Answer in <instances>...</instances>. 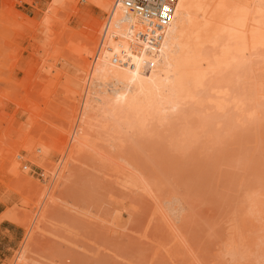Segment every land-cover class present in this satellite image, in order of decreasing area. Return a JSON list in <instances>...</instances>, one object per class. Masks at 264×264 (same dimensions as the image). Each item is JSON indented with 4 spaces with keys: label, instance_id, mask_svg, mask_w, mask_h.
<instances>
[{
    "label": "rangeland",
    "instance_id": "1",
    "mask_svg": "<svg viewBox=\"0 0 264 264\" xmlns=\"http://www.w3.org/2000/svg\"><path fill=\"white\" fill-rule=\"evenodd\" d=\"M50 1L39 0L37 8L21 4L29 8L27 14L31 19L41 21ZM94 1L93 6L85 0L75 1L77 8L73 12L68 9L72 6L70 2L66 9L68 12L58 14V19L65 18L67 14L70 16L63 38L70 33L73 42L68 38L64 42L62 38V47L50 44L54 35L44 34L45 31L39 29L42 40H38L40 35L36 40L26 36L23 48L27 49L23 56L28 57L32 53L28 46L35 43L36 47L39 46L36 50L39 57L35 55L37 60L44 53L42 47L52 52L55 48L71 44L78 49L77 53L87 51L90 42L88 39L86 42L85 37L93 36L95 20L102 18L101 7L96 6V2L102 0ZM16 9L23 11L22 7ZM70 31H73V36ZM37 40L41 43L38 44ZM45 42H48L47 47L50 45L48 48ZM62 66H69L67 75L78 77L79 72L72 68L71 60L69 64L58 62L55 69H62ZM52 74L48 73L44 78L51 79ZM35 80L39 82L40 78ZM46 87L47 99H62V95L49 91V85ZM12 112L11 109L8 114ZM19 114L17 117L22 126L41 132L35 135L30 130L35 138L45 133L43 130L51 131L48 129L51 125L53 128L57 126L56 118L49 117L51 123L56 121V126L47 125L48 120L43 122L48 128L42 126V129L39 121L37 126L42 131L35 124L32 129V124L25 126L27 116ZM90 115L93 126L87 128V143L90 145L85 150L88 151L79 152L77 161L69 164L55 192L57 202L49 206H44L43 202L41 209L38 206L41 195L28 179L31 175L34 183L36 180L42 184L43 174L52 167L44 162L52 146L49 137L40 145L31 143L32 151L29 153L18 149L21 142L18 133L3 142L6 146L2 147L6 150L3 153L1 148L0 152V165L3 164L4 168L0 171V210L13 214L20 224L0 221L5 222L2 227L9 230L0 228V264H12L16 256L24 264H264V122L258 120L253 126L248 125L249 128L237 126L238 130L234 128V131L231 128L232 133L219 129L218 139L216 134H211L213 129L218 130L217 127L209 128L211 131H199L197 119L193 118L195 121L192 122L190 118L182 120L184 117L181 115H170L154 124L151 134H139L142 136L139 138L134 134L137 137L131 139L133 135L117 137L112 133L113 128L109 122H104L107 118L100 108L92 110ZM185 121L187 125H184ZM188 122L191 125L197 122V133L190 127L195 135L201 134L192 139V144L190 141L188 146H179L176 140L182 136V126L185 129L189 127ZM19 124H16L17 128ZM106 127L112 136L115 135L114 138L108 136L111 139H105ZM207 131L217 139L208 137ZM202 132L207 134L202 135ZM120 137L127 138V141L113 140ZM30 157L36 159L35 162L30 161ZM39 160L47 166L46 169L35 164ZM127 163L133 164L135 169ZM136 169L139 170L136 172ZM142 176L146 178L144 182ZM163 201L169 206L161 203ZM166 207H170L169 210ZM45 208L46 222L41 225L43 232H37L36 225H33L34 230H31L33 232L27 241L26 247L31 252L23 251L16 255L31 226V217L38 209L40 213ZM159 208L165 211H162L164 215Z\"/></svg>",
    "mask_w": 264,
    "mask_h": 264
},
{
    "label": "bare ground",
    "instance_id": "2",
    "mask_svg": "<svg viewBox=\"0 0 264 264\" xmlns=\"http://www.w3.org/2000/svg\"><path fill=\"white\" fill-rule=\"evenodd\" d=\"M75 1H50L41 21H36L27 14L29 8L23 7L21 3L37 8L39 0H0V129H4L0 130V152L6 146L3 142L15 133L21 137L18 149L28 153L32 151L29 147L31 143L40 145L49 137L52 146L49 154L44 157V162L52 167L46 169L47 166L39 160L35 164L46 169L41 179L43 183L38 184L36 180L34 183L31 175L28 179L30 185L33 184L41 195L38 203L40 209L43 202L44 206L57 202L55 192L64 179L69 164L76 162L77 154L89 147L87 128L93 126L90 113L94 109L100 108L104 113L107 118H104L107 120L104 122H109L108 125L113 128L112 133L116 136L133 135L131 139L142 137L146 132L147 135L151 134V127L170 115H181L184 117L182 120L190 118L192 122L197 119L199 129L197 122L195 125L193 123L194 127L189 124L190 120H187L189 127L186 126L185 129L182 126V136L179 135V140L176 141L183 147L188 146L190 141L192 144V139L201 134L200 130L211 131L212 127H217L218 130L215 131L218 133L213 129L215 133L211 131V134L218 137L219 129L225 132L232 128L234 131L237 126L240 129V126L245 128V125L249 128L258 120L264 122L261 120L264 118V0H176L170 23L161 29L155 28V18H145L129 11L124 0L97 1L96 6L101 7L102 18L95 20L93 36L85 37V41L90 42L87 51L77 53L78 49L68 43L61 49L55 48L52 52L47 50L48 53L41 45L44 53L37 60L35 55L39 46L36 47L35 43L28 46L32 53L24 57L22 53L27 47L23 48V41L26 36L36 40L37 35L45 31L44 34L49 32L54 35L50 44H62L63 33L68 27L66 21L70 16L67 14L65 18L58 19V14L67 11L70 2L72 6L68 8L69 11L76 10ZM85 1L92 6L95 4L94 0ZM17 7H22L23 11H18ZM70 32L73 36V31ZM67 36V40H73L70 33V37ZM66 38L62 41L65 42ZM40 39L42 40L41 35L38 40ZM47 44L45 42L46 47ZM71 48L74 50L70 51ZM70 60L72 68L79 72L77 78L70 73L67 75L69 66L55 69L58 62L69 64ZM48 73H53V78H44ZM37 78H40L39 82L35 80ZM46 85L50 86L49 91L62 95V99L48 100V96L45 97L48 92ZM11 109L13 112L10 115L8 111ZM18 113L19 116H27L25 121L28 123L25 126L32 124V129L33 124L37 128L44 127L43 122H47L49 117L56 118L62 124L58 126L59 123H51L50 119V124H46L56 122L58 127L54 124L55 128L52 125L48 128L45 124L44 128L51 131H43L47 134L50 132L51 135L42 133L35 138L31 132L34 130L21 125ZM187 121L184 125H187ZM16 124H19L18 128ZM190 125L195 133L196 129L199 133L195 135ZM106 128L105 139L114 138L115 135L108 132L109 127ZM207 132H202V135ZM38 133L41 132L35 135ZM211 134L209 132L207 136L211 137ZM216 137L214 138L217 139ZM117 139L127 141L124 137L123 141L121 137L113 140ZM4 150L6 148L3 153ZM55 159L56 163L53 162ZM35 160L30 159L32 162ZM127 164L133 166L131 163ZM133 168L135 169L134 166ZM3 169L2 164L0 171ZM137 170L139 169L135 171ZM165 205L169 206L167 203ZM166 208L169 210L170 207ZM40 209L31 217V226L16 255L23 251L31 252L26 245L33 232L31 230H34L33 225H36L37 232L42 231L41 225L46 222V208L39 213ZM3 220L20 224L18 218L10 212L0 214V221ZM17 258L18 256L14 258L12 264H24Z\"/></svg>",
    "mask_w": 264,
    "mask_h": 264
},
{
    "label": "built area",
    "instance_id": "3",
    "mask_svg": "<svg viewBox=\"0 0 264 264\" xmlns=\"http://www.w3.org/2000/svg\"><path fill=\"white\" fill-rule=\"evenodd\" d=\"M131 12L145 18H155V28L161 29L172 19L176 0H124Z\"/></svg>",
    "mask_w": 264,
    "mask_h": 264
},
{
    "label": "crops",
    "instance_id": "4",
    "mask_svg": "<svg viewBox=\"0 0 264 264\" xmlns=\"http://www.w3.org/2000/svg\"><path fill=\"white\" fill-rule=\"evenodd\" d=\"M3 211L2 210H0V214L2 213ZM5 224V222H1L0 223V228L1 229H5V230H8V228L7 227H2L3 225ZM9 231V230H8ZM2 232V231H1ZM1 246V245H0ZM4 249H5V246H4ZM0 253H2V250H0Z\"/></svg>",
    "mask_w": 264,
    "mask_h": 264
}]
</instances>
